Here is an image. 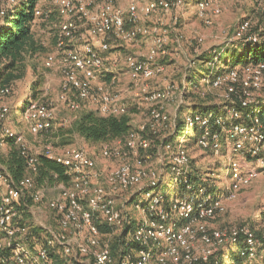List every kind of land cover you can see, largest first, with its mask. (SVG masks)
<instances>
[{
    "label": "built area",
    "instance_id": "obj_1",
    "mask_svg": "<svg viewBox=\"0 0 264 264\" xmlns=\"http://www.w3.org/2000/svg\"><path fill=\"white\" fill-rule=\"evenodd\" d=\"M48 1L58 15L65 18L60 22L56 35V51L49 54L45 62L48 68L59 65L62 70L59 100L67 102L73 110L80 109L83 103L92 102L104 115L128 113V107L116 89L119 78L112 70V58L107 55L110 41L132 42L150 36L153 45L147 56L140 58L127 54L125 57L130 82L134 84V94L151 106L160 104L168 97L170 86L167 87L166 79L164 88H151L148 83L165 71L163 66L156 64L159 49L167 41V37L162 35L167 30L159 27L165 22L159 17L158 26H149L144 24V20L150 16L171 14L184 0H128L126 7L117 0H102L96 10H91L94 0H41L36 8L37 16L49 15L50 10L46 6H39ZM14 4V0H11L8 6ZM198 5L209 9L208 2L201 1ZM7 10L2 8L0 15L3 16ZM211 13L219 15L221 9L215 6ZM174 21H178L177 16H174ZM206 21L208 24L211 22L209 18ZM249 28L248 21L242 22L235 38L244 35ZM249 40L257 42V37L250 36ZM59 54L62 56L60 60ZM263 78L264 63L250 64L217 77L213 84L217 87L224 85L227 98L238 95L239 105L249 109L258 105L250 91L258 89ZM12 90L11 85L1 86L0 99L10 95ZM238 90L242 92L238 94ZM239 105L230 106L225 112L228 116L223 113L216 118L197 115L196 122L203 128L198 142L205 149L210 144L218 147L224 140L225 143H232L234 150L240 151L243 156L251 155L255 161L264 162V125L258 116L249 123L240 121L243 112ZM10 111L11 106L0 101V122ZM25 113L33 135L52 130L55 109L48 104L29 99ZM149 115L148 126L153 135L157 134L159 127L171 123L170 116L162 106L151 108ZM193 122L189 116V125ZM214 125H218L219 129L215 130ZM145 127L142 126V130ZM2 131L3 142L13 140L26 158L27 165L25 174L19 180L0 166V264H53L52 252L59 255L63 264H200L211 258H216L214 264H226L225 255L220 260L216 250L226 244L234 246L239 239L243 243L238 250L239 255L249 264L259 255L261 243L247 225L211 232L202 223L194 228L197 220L214 218L218 211L224 210L222 198L214 200L212 194H206L205 186L199 187L200 197L192 193L175 199L172 206L175 212L168 213L163 208L164 195L159 187L163 177L161 170L149 168L142 161L136 165L124 162L103 175L97 171L96 159L86 150L72 146L55 150L45 146L42 155L62 164L70 177L69 184L61 186L59 192L50 197L43 185L36 184L41 155L31 149L22 133L7 127ZM124 146L130 152L137 153L140 149L149 148L150 140L132 129L125 137ZM161 150L171 152L172 146L169 142H162L157 151L159 156ZM173 153L178 155L173 173L177 179L187 172V168H182L183 165L178 163L184 164L188 158L183 146ZM102 155L118 157L122 155V150L117 143L106 144ZM240 162L234 160L229 166L232 178L229 199L236 198L240 187L250 184L257 176V171L252 168L244 172ZM145 181L147 189L142 190V198L136 202V209L142 212L137 219L118 205L116 197L123 190ZM194 186L189 184V188L193 189ZM42 203L54 213L58 224L44 225L42 229L46 237L41 241L33 233V228L38 226L31 222V218L36 214L33 207ZM172 214L185 221H168ZM155 215L161 221L156 220ZM28 216L31 220L27 219ZM133 220L136 221L134 227L114 250L117 236ZM101 226L110 227L113 231L105 232ZM118 229L121 231L117 232ZM197 232L201 234L205 246L200 256L194 255L190 246V240ZM114 235L115 238H112ZM128 246L131 248H126Z\"/></svg>",
    "mask_w": 264,
    "mask_h": 264
},
{
    "label": "rangeland",
    "instance_id": "obj_2",
    "mask_svg": "<svg viewBox=\"0 0 264 264\" xmlns=\"http://www.w3.org/2000/svg\"><path fill=\"white\" fill-rule=\"evenodd\" d=\"M11 0H0V11L2 8L11 10L13 6H8ZM21 0H14L18 3ZM187 1V0H186ZM183 1L182 5L173 12L150 16L144 20V24L155 26L157 19L161 17L165 25L159 26L162 30H167L163 36L167 37L166 43L160 47L156 57V64L163 66L165 71L150 80L148 83L151 88H164L163 83L167 82L170 86V94L160 104L154 106H162L171 118V123L158 128L157 138L151 137L149 130L150 110L154 106L142 101L140 96L134 94V84L130 82L129 74L125 65V57L127 54H133L140 58L148 55L153 38L144 37L137 38L132 42L118 41L112 39L110 41V50L107 55L112 58L111 66L113 72L118 76L120 84L116 89L120 93L122 101L128 107V114L131 121H135L134 130L140 132V136L150 140V147L140 149L137 153L130 152L124 146V139H118L109 143H89L78 134L70 135L68 128L70 124L80 115L82 111L89 109H99L96 103H83L78 110H73L67 102L59 100L60 82L62 79V70L59 65L48 68L45 65L46 58L49 54L55 52L56 35L59 30L60 22L64 21V17L59 16L54 6L49 1L39 6L47 7L50 10L48 16L37 18L33 24V33L39 46L40 51L27 59V70L20 74L13 83V92L0 99L11 106V111L0 122V155L7 151L8 146H1L3 142V128L13 129L19 125L24 128L22 133L31 149L42 155L45 146H51L55 150H62L65 147H78L86 150L96 159L97 171L106 174L120 164L128 162L136 165L139 161L143 165L162 171L161 184H165L171 174L177 167L175 158L178 156L171 152L161 150V156L158 155L161 141L170 133L175 131L176 117L183 114V129L181 137H184L186 146L183 150L189 151L187 155L188 161L182 164V168L192 167L199 173L202 183L207 186H214L216 192L218 189L222 191L223 211H218L214 218L203 219L194 222V228L198 223L206 225L209 232L213 230H228L232 227L249 226L256 236L257 233L264 234V162L255 161L253 156H243L240 151H235L232 143H223L217 145L210 144L209 147L202 149L201 143H197L196 136L192 128L187 125V116L193 114L194 104L205 105L208 111L212 109L222 112L228 116L226 110L233 105L238 104V95L227 98V89L224 85L217 87L213 83L207 84V74L202 70L215 71L218 68H226L234 64L232 59L228 63V57H225L227 49L231 48L232 42L239 39H249L250 36L257 37V42L264 40V0H203L209 3V9L198 5V0ZM102 0H94L91 10H96ZM117 3L127 6L128 0H117ZM218 6L221 9L219 15H213L211 9ZM52 10V11H51ZM204 12V14H203ZM174 16L178 17V21H174ZM0 15V24L3 20ZM210 19V24L207 23ZM248 21L250 28L241 37L235 38V34L242 22ZM158 26V25H156ZM232 49V48H231ZM206 56L202 60V56ZM58 60L62 58L58 55ZM108 64V63H107ZM110 65V64H109ZM41 75L42 82L37 87V96L32 95V85L36 81L33 77L34 70ZM240 69V68H239ZM101 79V75H99ZM103 78V77H102ZM108 79V78H107ZM164 79V80H163ZM197 84H200L199 86ZM123 89L119 91V89ZM191 92V93H189ZM238 94L242 91L238 90ZM251 97L257 102L264 101V78L262 85L258 89L250 91ZM29 99L40 100L55 109V119L52 130L42 132L39 135H33L28 130L26 119V105ZM146 126L142 130V126ZM15 130V129H14ZM121 141L120 144L118 142ZM116 142L122 150V155L118 157H104L102 150L106 144ZM114 143V144H116ZM199 144V145H198ZM204 147V146H203ZM264 154V151H263ZM189 156V157H188ZM184 160V159H183ZM193 160V161H192ZM234 160H240L243 171L252 168L257 171V176L248 185H242L234 199H229L228 191L232 185L230 173V163ZM192 161V162H191ZM36 179V178H35ZM105 180H103L104 182ZM67 181L46 180L43 185L51 197L56 195L61 186L68 185ZM175 178H172V185L168 189L174 187ZM200 184V183H199ZM147 182L132 186L123 190L116 197L119 206H123L134 218H139L142 212L136 209V199L142 198V190L147 189ZM143 201H140L142 203ZM35 216H28L32 223H36L38 227L57 226V220L54 213L44 204H36L34 207ZM175 212V209L173 210ZM44 229V228H43ZM40 232V240L46 237L45 230ZM121 230L118 229L117 232ZM115 238V235L114 237ZM191 252L200 256L204 249L201 234L196 233L194 238L190 240ZM232 248V245L226 244L218 248L216 252L226 253ZM263 249V248H262ZM259 247V255L251 259L252 264H264V249ZM239 255L236 248L233 247L232 255H225V263L231 264Z\"/></svg>",
    "mask_w": 264,
    "mask_h": 264
},
{
    "label": "trees",
    "instance_id": "obj_3",
    "mask_svg": "<svg viewBox=\"0 0 264 264\" xmlns=\"http://www.w3.org/2000/svg\"><path fill=\"white\" fill-rule=\"evenodd\" d=\"M201 1L203 0H198V4ZM40 2L41 0H21L18 3H15L13 8L11 10H7V12L3 15L4 18L0 24V87L4 85H11L13 88L12 83L20 77L21 73H24L27 70V59L42 49V47L37 43L33 33V24L37 18L41 17L36 14V8ZM184 2L188 3L189 1L184 0ZM231 48L226 50L225 57H228V63L230 60L234 59V64L227 66L226 68H218L215 71H209V69L206 71L202 70L207 74V84L213 83L217 77L235 68H243L244 66L250 64L255 65L264 63V40L255 42L246 38L239 39L232 42ZM206 58L207 57L205 55L202 56V60H205ZM33 77L36 81L32 85V95L37 96V87L42 82V78L36 69L34 70ZM197 85L199 86L200 84ZM237 105H239V102ZM192 108L193 114L187 116V125L192 128L198 143L201 135L203 134V128H201L196 122L195 117L197 115H201L216 118L218 116H222L223 114L215 109H212L211 112L208 111L209 109L205 108L203 103L194 104ZM239 108L243 112L240 121L249 123L252 118L258 116L264 125V101L259 100L256 108L243 109L241 106ZM189 116L192 121H194L192 125H189L188 123ZM183 125V114H179L176 117L175 131L170 133L166 139L164 138L161 141V143L169 142L172 146L173 152H177L182 145L186 146L184 137H181L182 135L184 136L182 133ZM214 126L215 130L219 129L218 125ZM132 129L133 126L131 123V117L128 113L122 115H104L100 113L99 109H90L82 111L80 115L76 117V119L70 124L68 133H70V135L78 134L87 142L98 144L124 139ZM149 135L156 138L157 142V138H159L158 135ZM11 143V152L4 161L6 162L7 168L13 177L19 180L26 172V158L22 155L21 150L13 140ZM200 148L202 147L200 146ZM186 152L187 155H189V151L186 150ZM173 177L175 178L174 174H171V176L165 180V184L162 185L161 182L159 185L160 191L164 195L162 205L164 210L168 213L173 212L172 206L174 205L175 199L192 193H194L197 197H200V186H205L207 188L206 194H212L214 200L219 199L222 196L221 189H218L216 192V188L214 186L208 187L207 184L202 183L205 179H202L201 176H199V173L192 167L187 168L185 176L175 179L174 187L169 190L168 187L169 185H172ZM68 179H70V177L66 174V169L62 164L48 159L44 155L39 157V173L36 176L37 183L43 184L46 180L67 181ZM189 184L195 185L193 189L189 188ZM137 201H139V199H136V202ZM154 218L161 221L158 215H155ZM168 221L181 223L185 220L177 214H172ZM135 223L136 221L133 220L130 225L124 228L122 234L117 236V241L113 246L114 250L117 248L119 243L124 241L128 232L132 229V227H134ZM101 229L105 232L113 231L112 228L107 226H101ZM40 232H42L41 228H33V233L39 237ZM256 238L261 243V249H264V234L262 235L257 233ZM242 246V239H239L236 245L232 246L228 252L218 253L217 257H219L220 260H223L222 255H232L233 247L239 250ZM126 248H131V246ZM52 255L54 259L53 264H63L62 259H60L58 254L52 252ZM215 261L216 258H211L209 261L203 263L201 262L200 264H214ZM231 264H249V262L242 256L238 255Z\"/></svg>",
    "mask_w": 264,
    "mask_h": 264
},
{
    "label": "crops",
    "instance_id": "obj_4",
    "mask_svg": "<svg viewBox=\"0 0 264 264\" xmlns=\"http://www.w3.org/2000/svg\"><path fill=\"white\" fill-rule=\"evenodd\" d=\"M118 86L120 87V84ZM119 91H122V93L124 92L122 88H120ZM131 123H132V126L134 127L135 126V121L132 120ZM27 127H28V130L30 131L29 125ZM13 129H15L16 131H18L20 133L24 132V128L19 126V125L15 126ZM11 141L12 140L1 142V146H5V145L8 146L7 151H5L3 155H0V166L3 167V168H6V169H8V168H7L6 162L4 160L9 156V154L11 152V145H12ZM114 143H116V142H114Z\"/></svg>",
    "mask_w": 264,
    "mask_h": 264
}]
</instances>
